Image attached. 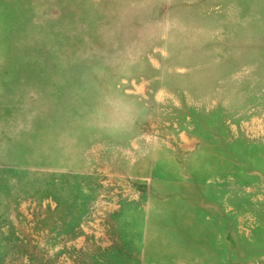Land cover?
<instances>
[{
  "label": "rangeland",
  "instance_id": "1",
  "mask_svg": "<svg viewBox=\"0 0 264 264\" xmlns=\"http://www.w3.org/2000/svg\"><path fill=\"white\" fill-rule=\"evenodd\" d=\"M0 264H264V0H0Z\"/></svg>",
  "mask_w": 264,
  "mask_h": 264
},
{
  "label": "clouds",
  "instance_id": "2",
  "mask_svg": "<svg viewBox=\"0 0 264 264\" xmlns=\"http://www.w3.org/2000/svg\"><path fill=\"white\" fill-rule=\"evenodd\" d=\"M111 106L114 111L109 119L115 126H119L123 121L127 120L133 111L131 104L120 98L114 100Z\"/></svg>",
  "mask_w": 264,
  "mask_h": 264
}]
</instances>
